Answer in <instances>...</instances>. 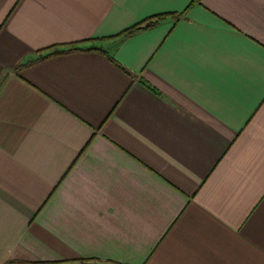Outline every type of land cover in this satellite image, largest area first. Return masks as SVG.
Here are the masks:
<instances>
[{"label": "crops", "instance_id": "obj_1", "mask_svg": "<svg viewBox=\"0 0 264 264\" xmlns=\"http://www.w3.org/2000/svg\"><path fill=\"white\" fill-rule=\"evenodd\" d=\"M80 259L264 264V0H0V264Z\"/></svg>", "mask_w": 264, "mask_h": 264}, {"label": "trees", "instance_id": "obj_2", "mask_svg": "<svg viewBox=\"0 0 264 264\" xmlns=\"http://www.w3.org/2000/svg\"><path fill=\"white\" fill-rule=\"evenodd\" d=\"M184 12L164 14V15L163 14L153 15L151 17H148V18L140 21L139 23L133 25L132 27L126 29L125 31H123V35L128 36V35H131V34L138 32V31L152 28L155 25H157L162 19H164L167 15L173 16L176 20H178L180 17H182L185 14ZM89 40H85L82 42L83 43L89 42ZM66 51H68V52H70V51L71 52H73V51H89V52H102V53H104L103 48L95 46L93 44V45H89L86 47H82L79 45H66L65 48H62V49L60 47L55 48L54 51L52 53H49L48 55L61 54V53H65ZM48 55H45V56H48ZM109 58H111V57H109ZM114 63L119 65L120 67H122L119 63H117L115 61H114ZM24 65L25 64H21V66H24ZM38 264H118V263H112V262L96 263V262H93L92 259H80V260H76V261H66V260L42 261V262H39Z\"/></svg>", "mask_w": 264, "mask_h": 264}, {"label": "rangeland", "instance_id": "obj_3", "mask_svg": "<svg viewBox=\"0 0 264 264\" xmlns=\"http://www.w3.org/2000/svg\"><path fill=\"white\" fill-rule=\"evenodd\" d=\"M97 41H98V40H94V41H89V42H97ZM89 42H88V43H89ZM85 44H87V43H85Z\"/></svg>", "mask_w": 264, "mask_h": 264}]
</instances>
